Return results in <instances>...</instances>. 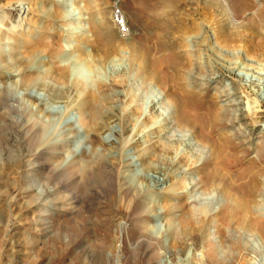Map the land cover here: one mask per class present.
Wrapping results in <instances>:
<instances>
[{"label": "rangeland", "instance_id": "1", "mask_svg": "<svg viewBox=\"0 0 264 264\" xmlns=\"http://www.w3.org/2000/svg\"><path fill=\"white\" fill-rule=\"evenodd\" d=\"M215 3L233 13H218L227 46L195 12ZM120 4L124 36L112 0H0V91L15 100L8 116L0 104V264H264V0ZM171 9L203 22L205 42L177 32ZM17 34L50 44L26 63L43 84L20 86ZM52 58L57 83L45 78ZM75 83L105 90L96 130L79 121ZM30 123L57 149L27 167L41 150ZM154 132L161 149L144 167Z\"/></svg>", "mask_w": 264, "mask_h": 264}, {"label": "bare ground", "instance_id": "2", "mask_svg": "<svg viewBox=\"0 0 264 264\" xmlns=\"http://www.w3.org/2000/svg\"><path fill=\"white\" fill-rule=\"evenodd\" d=\"M205 2L206 1H204V3ZM198 4L200 5V3H198ZM194 7H197V6L194 5ZM157 9H161V8L157 7ZM171 10L172 11L170 12V15H169L170 16V23L175 27L177 32H179L181 34H184V35H189L188 38H192V40H194V41L197 38H199V36H200L199 39L204 37V35L206 34V31H205V28L202 27L201 23H203V22H201V23H199L198 21L196 22V20L194 21L192 18H191L192 20L190 22V19H186V17H184L186 15L185 12H184V14H182V12L178 11L177 9H171ZM160 11H162V10H160ZM220 11L223 12V14L228 17V19L230 18V16L233 15V13L231 12V10L228 7H224V6L221 7L217 3L210 4V5L209 4H206V5L204 4L203 6H200V7L198 6L195 9L196 13L199 12L201 14V16L203 15L204 23L209 21L208 22V26L212 30L213 37H214V43L216 45H218L219 47L230 45L228 43H225L226 41L224 42L222 40L223 39L222 35L219 32V30L217 29V27H218V25H217L218 24V13ZM164 12H167V11H164ZM159 13L156 12L154 15L152 14L153 15V21H154V23L156 25H162V24L165 23V21L162 19L163 15L161 17ZM53 15L57 16L56 14H52V16ZM189 15H191V14H189ZM224 15H222V16H224ZM165 17H168V15L166 14ZM4 22H5V25H4L5 27H3V28L0 27V31L2 30L3 34L6 35L7 34V27H8L7 24H6L7 23V16L6 15L3 16V18H2V20L0 22V26ZM112 22H113V20H112ZM259 22H260V24L263 23V21H259ZM113 25H114V27H115V29H116V31L118 32L119 35H121V36L126 35V33L120 34L119 28L115 25L114 22H113ZM11 34H13V33H11ZM16 37H18L20 39V43L19 44L15 43V48H20V49H16L17 53L15 55L16 58H17L15 60V62H17L19 67H20L19 74H18V81H19L20 86L24 87L25 89H28L30 87H34V86L40 84L38 82H41V81H39L38 78L34 77L33 73L26 68V63L30 62L35 56H37V54L49 50L50 49V46H49L50 44H48L47 42H43L41 36H39V35H37L36 37H31L30 35H27V34L20 35V36L17 34ZM184 37H182V38H184ZM49 38L54 39L53 34L50 35ZM188 38H186V39H188ZM45 39H47V38H45ZM81 39H82L83 42H85V41H87L88 37L87 36H82ZM205 40H206V38L204 37L202 42H205ZM186 42H187V40H186ZM184 43L182 45H185ZM185 46H188V45L186 44ZM186 50H187V48H186ZM244 51H246V50L244 49ZM247 53L249 54V52H247ZM187 56H189V55H187ZM55 60L53 59L50 62L51 63L50 66L54 67L55 71L54 72L52 70L50 72L48 71L46 73L47 75L45 74L47 77H45V76L44 77L47 78V79L50 78L51 80H53V81H55L57 83V81L62 80L61 76L63 78L64 74H62V72L57 71V59L55 58ZM139 60H140V58H139L138 54H136L135 52H133L132 56H130V58H129V61H130L131 64H133V63L135 64ZM79 61H80V64L84 65V62H82L81 59H79ZM138 68L141 71V74H143L148 81H151V82H154L156 84H159L158 81L156 80L155 76L153 74L148 73V71H146L145 67L143 66L142 62H140V61L138 63ZM9 69L11 70V68H9ZM8 72L11 73L10 71H8ZM41 84H43V81L41 82ZM74 87H75L76 92L81 97L80 101H82L79 104V109H80L79 121L82 122L83 124H85L90 129L96 130L95 128H97V123H98V121L101 120V111H100L101 109H100V106L102 104V101L105 98V93H104L105 90L102 89L101 87H96L95 90H89V89H86L85 88L86 86L84 87V85L82 83H75ZM160 87L163 90V94H164L165 100L175 107V110H176V113H177L178 112L177 106H176L175 102H173L175 100L173 98H171V96L169 95L168 91H166L164 89L165 87L163 88L161 85H160ZM8 101H15V100H13V97H11V95L9 93L4 92V91L1 90L0 91V104H1L2 108L5 109V114H2V115H7L8 113L10 114V112H13V109L15 108L12 105H10L9 103H7ZM129 101H130V106L133 105V106H131L130 111L131 112H135L136 103L135 104L133 103L134 97H130ZM16 113H18V112H16ZM16 118H20V116L17 115ZM141 124L144 125V128H145V130L143 132L144 135L148 132L150 127L153 126V123L150 122V118L146 117V116L143 118ZM22 130H23V132H25L24 135H25V138L27 140H30L34 144H36V145L41 147V150H39L36 153H33L32 155H29V157L32 158L31 160L27 159L24 162L27 167L33 165L37 161L39 162V161L43 160L44 158H47V159H48V157H50V158L53 157L54 158V156L56 154L55 151L57 149V143L54 144V145H51L49 143H46V142L44 143L43 142L42 127L40 125H37L35 123L34 124L30 123V125H26V126L24 125ZM153 134L154 135H152L151 139L147 140L145 145H144V147H142L139 150V152H140L139 158L143 160V157H145V159L143 161V164H142L143 166L145 164H146V166L147 165L150 166V164H147V158L150 159L152 153H157L158 152V148H159V145H158V142H159L158 134L159 133L158 132H154ZM160 149L161 148H159V150ZM177 197L178 196L175 195V198H177ZM42 211H44V210H42ZM199 228H202V227L199 226ZM255 230L257 231V233H259L261 236H263V234L260 231H258L256 228H255Z\"/></svg>", "mask_w": 264, "mask_h": 264}, {"label": "built area", "instance_id": "3", "mask_svg": "<svg viewBox=\"0 0 264 264\" xmlns=\"http://www.w3.org/2000/svg\"><path fill=\"white\" fill-rule=\"evenodd\" d=\"M120 2L121 0H112L111 16L113 22L119 28L120 34H124L127 33L128 29Z\"/></svg>", "mask_w": 264, "mask_h": 264}]
</instances>
